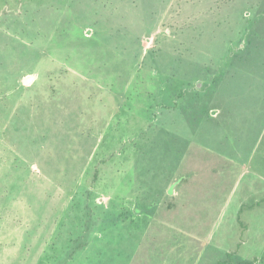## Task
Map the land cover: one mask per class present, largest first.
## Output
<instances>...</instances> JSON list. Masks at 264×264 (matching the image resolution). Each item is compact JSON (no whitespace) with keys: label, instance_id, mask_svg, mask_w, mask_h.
<instances>
[{"label":"rangeland","instance_id":"1","mask_svg":"<svg viewBox=\"0 0 264 264\" xmlns=\"http://www.w3.org/2000/svg\"><path fill=\"white\" fill-rule=\"evenodd\" d=\"M228 252L264 264V0H0V264Z\"/></svg>","mask_w":264,"mask_h":264},{"label":"trees","instance_id":"2","mask_svg":"<svg viewBox=\"0 0 264 264\" xmlns=\"http://www.w3.org/2000/svg\"><path fill=\"white\" fill-rule=\"evenodd\" d=\"M258 204V202L257 203H253V204H251L250 206H249V208H252L254 205H257ZM243 208H244V205H241L240 206V208L238 209V212H237V217H236V219H237V221H238V223L240 224V225H243L242 224V221H241V214H242V212H243ZM232 255H233V252H228L227 254H226V259H224V260H218L217 261V264H227V263H232ZM259 259H258V257L257 256H254L252 259H250V260H240V261H238V263L237 264H254V263H256L257 261H258Z\"/></svg>","mask_w":264,"mask_h":264},{"label":"water","instance_id":"3","mask_svg":"<svg viewBox=\"0 0 264 264\" xmlns=\"http://www.w3.org/2000/svg\"><path fill=\"white\" fill-rule=\"evenodd\" d=\"M29 80H30V77H26L24 81L28 82Z\"/></svg>","mask_w":264,"mask_h":264}]
</instances>
